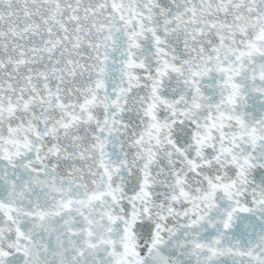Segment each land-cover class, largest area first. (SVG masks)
<instances>
[{
  "label": "snow or ice",
  "instance_id": "obj_1",
  "mask_svg": "<svg viewBox=\"0 0 264 264\" xmlns=\"http://www.w3.org/2000/svg\"><path fill=\"white\" fill-rule=\"evenodd\" d=\"M0 264H264V0H0Z\"/></svg>",
  "mask_w": 264,
  "mask_h": 264
}]
</instances>
